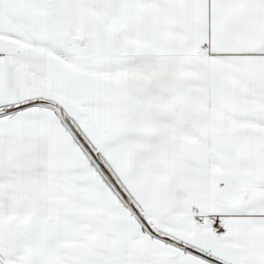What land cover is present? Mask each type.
<instances>
[{
    "label": "snow or ice",
    "instance_id": "snow-or-ice-1",
    "mask_svg": "<svg viewBox=\"0 0 264 264\" xmlns=\"http://www.w3.org/2000/svg\"><path fill=\"white\" fill-rule=\"evenodd\" d=\"M0 264H264V0H0Z\"/></svg>",
    "mask_w": 264,
    "mask_h": 264
}]
</instances>
